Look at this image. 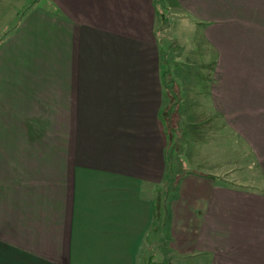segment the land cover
I'll return each mask as SVG.
<instances>
[{"label": "crops", "instance_id": "0c3cea01", "mask_svg": "<svg viewBox=\"0 0 264 264\" xmlns=\"http://www.w3.org/2000/svg\"><path fill=\"white\" fill-rule=\"evenodd\" d=\"M14 1L0 40V264H148L157 249L171 263L264 264V0H171L200 33L206 88L172 76L155 0ZM180 132L206 173L172 199L184 216L181 187L204 186L192 226L168 219L162 193ZM245 155L260 188L212 180H240Z\"/></svg>", "mask_w": 264, "mask_h": 264}, {"label": "rangeland", "instance_id": "374dc122", "mask_svg": "<svg viewBox=\"0 0 264 264\" xmlns=\"http://www.w3.org/2000/svg\"><path fill=\"white\" fill-rule=\"evenodd\" d=\"M28 4H41V5H47L49 1L48 0H26ZM158 6V15H157V31H158V37L160 44L163 46V50L165 53V61L170 66V71L174 73L172 76L176 78L179 82H182V77L185 78L183 81H195L196 84L200 88H206V76H207V70L209 68V63H206V60H208V54L204 53L202 51L201 46V37L200 33L194 28V25L189 23L190 21L182 19V15L178 14L172 7V1L171 0H155ZM20 3L14 0H0V40L4 37L1 32L8 29L10 30L11 26L9 27L7 22L10 19H14L13 16V9L19 8L18 6ZM19 12V10H18ZM25 10L20 12V17L23 15ZM19 17V18H20ZM16 21L18 20V16L15 18ZM16 21L12 22L11 24H14ZM188 24V25H187ZM188 78V79H187ZM198 92V91H197ZM181 136L178 139H175V142L178 144V147L175 149H171V154H169L170 159V173H169V181L166 183L164 187H162V193L164 194L163 197H167L165 205L168 212V219H174L181 220L189 225L192 226V223H195V218H191V224L189 223L187 214L189 211V208L191 205H193L195 200V195L198 193L197 189H203L204 186L201 184H185L184 187H181V194L182 196L186 197L188 199V203H191V205L188 204V210L186 214L183 216V212L178 208V201L175 205L174 210H172V199L175 197L176 193H179L180 191V184L182 177H185L188 175L196 174L197 176H203L204 171H201L199 169H192L190 166L191 162L189 157V152H192L195 144L190 145L192 142V139H189L188 137L183 136V134L180 132ZM226 140V138H225ZM221 143H224V140H220ZM185 144L184 147H182L181 144ZM235 146L237 148H241L243 150V153H246V150L243 148V145L239 143H235ZM181 152L185 154V157L181 158L179 157V153L181 155ZM196 154V153H194ZM194 156V155H191ZM224 157V156H223ZM245 157L250 160L251 168L249 171H240L239 173H242L240 176V180L233 181V175L230 176L231 183H227L223 181L222 179H214L213 181H216L217 184H223L226 186H236L237 184L245 187H249L250 189L260 188L258 186V183H260L261 175L259 170L256 168L255 161L253 157L245 155ZM226 158V157H224ZM241 165H244L243 159L241 160ZM218 174V171L216 172ZM219 175V174H218ZM235 175V174H234ZM236 176V175H235ZM189 178V177H188ZM235 178V177H234ZM229 180V179H226ZM189 182V181H188ZM234 183V184H233ZM179 189V190H178ZM178 191V192H177ZM184 209V208H182ZM170 225L169 222H167L166 231L164 238H168L170 235ZM190 228V227H189ZM170 240V239H169ZM168 240V241H169ZM166 242V241H164ZM167 243V242H166ZM167 249H160L156 250L158 251L155 254V258L153 262L159 263V264H181V263H172L168 260L166 255ZM194 264H202L200 260L196 258V260H193ZM182 264H185L183 261H181ZM186 262V261H185ZM188 263V262H187ZM191 263V262H190ZM189 264V263H188ZM192 264V263H191Z\"/></svg>", "mask_w": 264, "mask_h": 264}, {"label": "trees", "instance_id": "16d2710c", "mask_svg": "<svg viewBox=\"0 0 264 264\" xmlns=\"http://www.w3.org/2000/svg\"><path fill=\"white\" fill-rule=\"evenodd\" d=\"M148 264H159V263H155V262L150 260Z\"/></svg>", "mask_w": 264, "mask_h": 264}]
</instances>
